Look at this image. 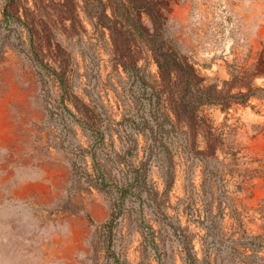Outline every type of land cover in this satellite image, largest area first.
<instances>
[{"label": "rangeland", "instance_id": "rangeland-1", "mask_svg": "<svg viewBox=\"0 0 264 264\" xmlns=\"http://www.w3.org/2000/svg\"><path fill=\"white\" fill-rule=\"evenodd\" d=\"M0 264H264V0H0Z\"/></svg>", "mask_w": 264, "mask_h": 264}, {"label": "trees", "instance_id": "trees-1", "mask_svg": "<svg viewBox=\"0 0 264 264\" xmlns=\"http://www.w3.org/2000/svg\"><path fill=\"white\" fill-rule=\"evenodd\" d=\"M156 61L159 63V66H161V68H162V65H161L160 61H159L158 59H156ZM164 64H166V60L164 61ZM123 66L125 67V71H127V72H133V71H135V73L140 72V69H137L135 63H133L132 66H127L126 63H124ZM166 68H167V70H169L168 67H166ZM133 142H134V143H137L136 140H130V143H133ZM121 143H122L123 148L126 147V146H128V141H127V140H122V139H121ZM126 153H127V152L125 151V154H126ZM95 155H96V153H95V151H94V149H93V153H92V157H93V159L95 158ZM115 155H116V156L118 155L117 152H115ZM123 188H124V185L122 186V189H123Z\"/></svg>", "mask_w": 264, "mask_h": 264}]
</instances>
